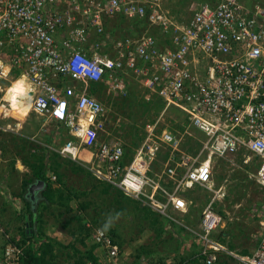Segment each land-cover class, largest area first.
Instances as JSON below:
<instances>
[{
    "label": "built area",
    "instance_id": "2783aa9c",
    "mask_svg": "<svg viewBox=\"0 0 264 264\" xmlns=\"http://www.w3.org/2000/svg\"><path fill=\"white\" fill-rule=\"evenodd\" d=\"M119 17L138 21L135 36L114 35L119 29L110 27ZM12 70L23 84L18 99L68 128L70 137L57 148L62 157L148 205L169 224L187 227L200 241L197 255L204 264H212L221 250L237 264H264V220L247 252L229 250L214 237L226 223L225 206L218 210L216 204L227 195V180L212 179L215 158L233 168H253L250 178L264 186V3L197 1L178 22L159 0H0V81ZM131 79L146 102L157 100L161 108L143 122V136L126 158L117 134L123 118L113 120L90 90L104 82L111 98L122 99ZM10 85L0 83L5 119ZM173 109L202 133L195 152L180 149L178 134L162 126ZM48 177L55 179L53 173ZM198 186L207 193L206 202L188 226L177 213H187L192 203L185 189ZM92 238L100 242L99 261L115 264L117 244L99 227ZM22 256V247L8 243L1 264H20Z\"/></svg>",
    "mask_w": 264,
    "mask_h": 264
},
{
    "label": "trees",
    "instance_id": "16d2710c",
    "mask_svg": "<svg viewBox=\"0 0 264 264\" xmlns=\"http://www.w3.org/2000/svg\"><path fill=\"white\" fill-rule=\"evenodd\" d=\"M198 1L215 2L217 0ZM259 1L264 3V0ZM253 2L247 3L244 1L247 5ZM137 23V20L125 21L123 17H119L118 20H115L112 27H110V30L122 29V32H126L130 36H135L136 32L140 29ZM142 27L144 28L145 26L142 25ZM151 31L153 34H157L156 29L151 28ZM128 86L129 93L126 97L122 99L114 98L116 101L111 100L109 96L107 97L112 101L115 109L117 104H119L118 109L119 111L121 110V114L123 115L125 105L129 109L128 112L135 111L140 116L141 112L146 113V111L154 113L153 116L158 113L161 108L159 101L146 102L141 97L143 93L142 87H139L134 79L128 80ZM100 87L102 88V83L93 84L91 86V92L98 95L101 100L103 91L100 90ZM19 102L23 101L19 100ZM116 113L113 115V120L117 116ZM145 120L144 118L143 122ZM182 120V122L178 121L177 123L171 120L170 123L173 126L177 125L178 128H183V125L185 126V123H183L185 118L183 117ZM167 122L169 121L167 120ZM141 125H137L136 121L129 124L126 122L125 125L123 121V125L119 127L120 133L117 132V134L123 139L126 158L129 156L128 152L131 150V147L136 146L143 136L141 134ZM126 129L130 135L129 139L126 138ZM169 130L172 132L175 131L171 126H169ZM16 140H21V143L20 141L14 143V152L21 154L20 152L23 153V151H26L27 158L23 156L22 161L26 164L29 171L25 172L22 176L18 193L14 190H11V192L17 197H20L23 202L21 214L24 216V220L21 225L15 224L12 226L10 221L3 222L7 219H0V224L3 225V228L0 227V264L3 251L8 243L22 247L24 256L20 257V264H62L58 258H67L68 264H87L88 262L101 264L98 255L94 252L100 242H96L92 238L96 228H101L110 237L111 242L117 244L118 252L120 253L121 246L124 245L127 237L130 240L136 239L142 229L146 227L148 222L146 223V221L139 218L133 219L132 222L128 221L126 225L121 226V229L110 224L111 216L108 207H116L117 211L119 209H127V212H132L135 206H138L139 200L125 195L120 189L112 187L108 183L95 179L84 167L67 158L60 157L54 151L43 149L37 144L35 145L37 146L36 148L31 144L25 149L28 143L27 140L24 137H18ZM196 143L197 145H193L190 151L188 150L187 152H195L199 146V142L195 141ZM4 144V140L1 139L0 148L3 150H5ZM19 146L22 150H20ZM62 168H69L72 172L77 173L78 176L73 178H78L76 184L75 181L71 182L69 180L70 178H68ZM49 173L55 175L54 180L48 178ZM38 179L44 182V187L39 191V197L35 203V200L27 195V186L31 181ZM197 188H194V191H197ZM93 192H95L93 194L96 195L95 197L91 196ZM128 207L132 210L128 209ZM104 208H106V211ZM44 209L52 216L53 222L49 225L59 226L65 234H70L71 239L67 243L46 234L44 230L48 226L45 227L43 225L45 223V219L43 218ZM150 211L153 214V224L158 226L156 230L162 232L164 230L162 219L165 218L154 210ZM113 214L115 215L114 217L117 216L116 211ZM186 220L187 222H192L188 218ZM195 221L196 218L193 222ZM223 233L226 234L227 232L224 230ZM39 239L40 243H38ZM228 244L230 247H233L231 242H228ZM155 261L164 262L162 258L155 259Z\"/></svg>",
    "mask_w": 264,
    "mask_h": 264
},
{
    "label": "crops",
    "instance_id": "0c3cea01",
    "mask_svg": "<svg viewBox=\"0 0 264 264\" xmlns=\"http://www.w3.org/2000/svg\"><path fill=\"white\" fill-rule=\"evenodd\" d=\"M17 74H18L17 70H12L9 73L8 78L1 80L0 83L2 85H7L10 81L13 80L14 81L12 83H15L17 81L16 80ZM65 83L70 85L76 84L75 81H71V80H66ZM22 104L23 102H20V105ZM6 111L7 113H10L12 115L17 114L16 109L14 110L12 106L8 108ZM30 114L35 115V121L32 119V117H30ZM0 116L3 115L0 114ZM2 119L3 118L0 117V121H4V119L3 120ZM145 119H146L145 121L148 120L147 115L145 116ZM19 124L20 127H22V130L24 129L26 131V133L24 132L21 135L25 139L27 137L28 138L33 137V139H36L35 141L34 140L33 141L34 142L39 141L36 143H38V145L41 146L43 149L52 148L56 150L57 146L61 145L62 142L66 141V139L69 137L68 128L65 126L63 122L43 118L42 116L32 112L29 107V104H28V110L25 115L21 116ZM4 128L5 127L2 128L0 127V140L4 139V137L5 138L7 137V135L6 134L4 135V133L9 132L7 130H4ZM141 134H143V131ZM33 141L27 140L28 146L34 144ZM12 143L14 144L15 142L12 140ZM191 145H195V142H192ZM28 146L26 148H28ZM13 150L14 149L11 148L8 152L5 153V154L8 153V157H3V155H5L4 153L2 154V156H0V219H7L4 220L3 222L11 220L12 226L15 224L21 225L23 223L24 216L21 214V206L23 202L20 199V197L14 195L11 192V190H14L16 193H18L20 189V181L22 179V176L25 174V172L28 171V167L22 161L23 156L27 158L26 157L27 153L20 152L21 154H16ZM4 151H6V149L5 150L2 149V152ZM212 165H213L212 168L213 182L215 184H219L222 182L224 183V179L227 180L226 181L227 195L223 198L221 202H217L216 204L217 209L221 210V203L225 206L226 201L227 202L232 201L231 197L234 196L236 188L231 186L237 184V183L231 184L234 178H241L242 182H245V180L252 182L253 180L250 178V175L248 174L247 171H244L243 169L240 168L237 169L242 173V175L234 176L233 178H230L233 180H229V178H227V176L222 173L219 174L218 171L220 169H224L225 171L229 172L231 171L232 168L229 167L226 163L222 162L220 159L219 160L215 158L212 159ZM198 188L197 191H194V188L185 189L183 195L185 196V199L187 201L191 200L192 203L188 205L187 213H177V216H180L184 221L186 220V218L192 220V222H187V220L185 221L188 226H192L195 224V222H193L196 217L194 203L198 202L199 203L198 205L202 206L206 202L207 193L205 192L204 189H200V188L198 189ZM230 189H232V191H230ZM35 194H36L35 196H38L37 192ZM197 196L199 197L198 199ZM38 197L36 198L38 199ZM139 201H138V206H135V208L133 209L132 211L133 215L131 217H129L128 212H127L128 217L124 218L121 215L126 213L117 214V216L114 217L115 215L113 214V212L115 211L116 213H118L119 211L123 212V210L121 209L117 211L116 207L114 211H113L114 208L112 209V211H110V216H111L110 224L118 227L119 229H121V226L126 225L128 221L132 222V220L135 218L142 219L143 221H146V223L148 222L147 224L145 223L146 227L144 226H143L144 228L142 227L144 231L142 229L140 235L136 239L130 240L129 237H127L126 242L124 243L123 246H121L120 253L116 256L115 264H146L147 261L151 259L155 260L159 258H162L164 262H166V264H204L197 257V252L200 247V242L198 241V239H195L194 234H192L187 227L175 224L172 221L171 224H169L166 219H162L164 230L162 232H158V230H156V227L158 226L156 224H153L152 221L153 214H151L150 211L152 209L148 207V205ZM234 204H239V201L238 203H234ZM253 206L254 207L251 208V212L255 213V211L257 210L256 204ZM249 208L250 207L247 208V211H249ZM259 208L263 210L262 213L264 215V208L263 207H259ZM104 210L106 211V208H104ZM105 211L103 212L105 213ZM10 212H12V214H10ZM112 217L114 218V220ZM261 218H264V216ZM46 233L48 236L51 237H53V235L58 234L56 238L60 240L59 237L60 233L57 232H55V234H51L48 232ZM255 235L256 234H254V238ZM226 237L229 239L228 236ZM250 243L253 242L250 240ZM244 247H245L244 245H241L239 248L242 250L240 249L239 250L241 252H247L250 250L249 246L247 249ZM94 252L102 260L101 249L99 247H96ZM138 254L140 255L138 256ZM225 263L229 264L227 261L224 260V258L221 257V259L220 258L217 259L213 264H225ZM234 263L236 264V262Z\"/></svg>",
    "mask_w": 264,
    "mask_h": 264
},
{
    "label": "rangeland",
    "instance_id": "374dc122",
    "mask_svg": "<svg viewBox=\"0 0 264 264\" xmlns=\"http://www.w3.org/2000/svg\"><path fill=\"white\" fill-rule=\"evenodd\" d=\"M198 0H159V5L160 8L167 11L170 15L173 16V18L175 20H177L178 22H183L186 18H188L191 14V8L192 6L195 4V2H197ZM243 2H258L259 0H242ZM122 33H126V32H122L120 30H117L114 35H120ZM101 83V82H100ZM100 90H102V96H101V101L108 107L110 114H115V112H117L116 114L119 115L120 117L123 118V121L126 122L127 124L136 121L137 125H141L143 124V118H145V116L147 115L148 117L153 116L154 113L151 112H147L146 111V115L144 112H141V116L139 114H137L135 111H129V109L126 107V105L124 106V115L121 114V110L119 111V104H117L116 109L115 107H113L112 105V101H116L114 100V98H111V96L109 94L106 93V87L104 85V82H102V88L100 87ZM129 93V90H128ZM127 93V94H128ZM110 97L111 100H109ZM127 96V95H126ZM125 96V97H126ZM97 98H99L98 95H96ZM19 100V99H18ZM131 108V107H130ZM135 108V106H134ZM128 109V110H127ZM28 110V103H24L22 104V107H17L16 111L17 114L16 115H12L10 113L11 116L13 117H17V118H21V116L25 115L26 112ZM117 110V111H116ZM1 118L5 119L4 116H0ZM30 117H32V119L35 121V115L34 114H30ZM183 116L181 114H178L177 112L174 111H170L168 112L165 116H164V121H163V127L169 130V126L172 127V129L174 128L176 134H178V136L180 137V148L181 149H185V150H189L192 148L193 145H191L192 140H194V142H199V140H202V133L200 131H197L196 129L192 128V127H188L185 123V121L183 123H185V126L183 125V128H178L177 125H172L170 123V121L172 120L174 123H177L178 121L182 122ZM2 119V120H3ZM167 120L169 122H167ZM123 121L122 124L123 125ZM3 122V121H2ZM11 122V120H9V123ZM12 126H14V123H10ZM18 126V124H16ZM179 125V124H178ZM142 126V125H141ZM9 132L4 133V135L6 134L7 137H4V145L6 146V151H4L3 153L5 154L6 152H8L11 148L14 149V144L12 143V140L14 142H18L21 140H16L18 137H22L23 136L21 134H23L24 132L26 133V131L23 129L22 127H14L11 130H7ZM126 138L129 139L130 135L128 134V131L126 129ZM9 139V140H7ZM197 145V143L195 144ZM12 146V147H11ZM28 146V143L27 145ZM20 150H22V148L19 146ZM27 149V148H25ZM24 149V150H25ZM15 151V149L13 150ZM26 152V151H23ZM3 157H8V153L3 155ZM219 160V159H218ZM221 160V159H220ZM222 162L226 163L227 165H229V163H227L224 160H221ZM231 167V166H229ZM233 168V167H232ZM231 168V171H225L224 169H220L218 171V173H222L224 175L227 176V178H229V180H233L230 178H233L234 176H239L242 175V173L237 169V168ZM244 171H251L253 168L250 167H244L242 168ZM62 170L67 174L68 178H70L69 180L71 182L75 181V184L77 183L76 180L78 179L76 177V179H73L75 176H78L77 173H74L71 171V169L69 168H62ZM29 171V170H28ZM241 178H234L233 182L231 184L237 183L234 186L236 188L234 196L231 197L232 201H226L225 203V208L228 212L227 214V218L229 221V224L227 225V228L225 229V232H227V236L229 237V242L232 243L233 247L236 248L237 250H239L241 245H244V248H249L251 247V243L250 240L252 242L255 241L254 238V234H256L259 230V220L264 218L263 217V210H261L258 207H263L264 208V186L260 185L258 183H256L254 180L252 182H249L248 180H245V182L241 181ZM240 187V188H239ZM239 188V189H238ZM229 191V190H228ZM230 191H232V189H230ZM95 192L92 193V197H95L96 195H93ZM102 198V197H101ZM199 197L197 196V199ZM245 199V200H244ZM239 204H234V203H238ZM234 202V203H233ZM36 203V202H35ZM198 202H195V213H198V211L200 210L199 208L202 207L200 205H198ZM256 204V207L258 208L255 213L251 212V208L254 207L253 205ZM249 208V211H247V208ZM114 207H108L109 213L110 211H112ZM128 209H130V207H128ZM115 210V208L113 209V211ZM132 210V209H130ZM121 213H126V214H121ZM10 214H12V212H10ZM117 214H121L122 217H131L133 215V212H128L127 215V209L123 210V212L119 211ZM12 216V215H11ZM257 216V217H256ZM52 216L49 214L48 211H46L44 209L43 212V218L45 219V223L43 224L45 227H47L46 230H44L45 232L51 233V234H55V232H59L60 233V241L62 240L63 242L67 243L70 239L71 236L70 234H63V230L61 228H59V226H54V225H49L53 222ZM10 224H12L11 220ZM145 224V223H143ZM0 227L3 228V225L0 224ZM226 227V226H225ZM5 228V227H4ZM144 231V230H143ZM1 232V231H0ZM47 234V233H46ZM57 235H53V237L55 238ZM167 238V237H166ZM168 240V239H167ZM0 241H1V237H0ZM242 250V249H240ZM220 257L224 258L225 261H227L229 264H235L233 260H231L228 257H225L224 254H220ZM59 262H61L62 264H68V260L67 258H58ZM59 264V263H58ZM237 264V263H236Z\"/></svg>",
    "mask_w": 264,
    "mask_h": 264
},
{
    "label": "clouds",
    "instance_id": "9594fccd",
    "mask_svg": "<svg viewBox=\"0 0 264 264\" xmlns=\"http://www.w3.org/2000/svg\"><path fill=\"white\" fill-rule=\"evenodd\" d=\"M14 81V80H13ZM12 81V82H13ZM9 84V83H8ZM10 87H11V92L9 93V95H8V101H9V103L11 104V106H12V108L15 110L18 106H20V107H22V105H20V102H19V100H18V97H20L21 96V94L23 93V88L21 87V82H20V80H19V78L17 79V82H15V83H13L12 85H10ZM90 92H91V90H90ZM92 93V92H91ZM93 94V93H92ZM95 95V94H94ZM96 96V95H95ZM143 93H142V95H141V97L143 98ZM144 99V98H143ZM25 102H27V101H25ZM25 102H23V104L25 103ZM172 111H174V112H177V111H175L174 109L172 110ZM33 112V111H32ZM35 113V112H34ZM9 118H7V119H4V121L2 122L1 121V123H0V126H2V127H5L4 125L6 124V123H9V120H11V122L10 123H14V127L16 128H18V127H20V124H19V121H20V119L19 118H17V117H13V116H11L10 114H9ZM41 116V115H40ZM43 117V116H42ZM44 118V117H43ZM52 120H54V119H52ZM58 121V120H57ZM59 122H61V121H59ZM18 124V126H16L15 124ZM1 127V128H2ZM13 127V128H14ZM4 130H8V129H5L4 128ZM171 131V130H170ZM69 136V135H68ZM70 137V136H69ZM68 137V138H69ZM27 140H31V141H35L36 139H33V137H27L26 138ZM33 141V142H34ZM36 142H39V141H36ZM36 142H34V144H33V146H34V148H36L37 146H35L36 144L38 145V143H36ZM65 142V141H64ZM64 142H62V144L64 143ZM199 142H200V140H199ZM61 144V145H62ZM61 145H59V146H57V148L58 147H60ZM179 147H180V145H179ZM57 148H56V150H54V149H52V148H46V149H48V150H51L52 152L54 151V152H56L60 157H62L58 152H57ZM181 149V148H180ZM0 150H1V154H0V156H2V154H3V152H2V149L0 148ZM183 150V149H182ZM33 151V150H32ZM185 151V150H184ZM185 152H187V151H185ZM62 158H65V157H62ZM68 159V158H67ZM70 160V159H69ZM72 161V160H71ZM74 162V161H73ZM252 171V170H251ZM50 174V173H49ZM49 178V177H48ZM31 182H33V181H31ZM30 182V183H31ZM29 185V184H28ZM40 191V190H39ZM39 191H37V195H39ZM36 193V192H35ZM34 193V200H35V202H36V200H37V198L36 197H38V196H35L36 194ZM28 194V193H27ZM28 196H29V194H28ZM30 197V196H29ZM259 208V207H258ZM257 208V209H258ZM226 218V223H225V226L224 227H222V228H219V229H217L215 232H214V237H216L218 240H220L221 242H223V243H225V245L228 247V249L229 250H232V251H239V252H241L240 250H237L236 248H234V247H230L229 246V244H228V242H229V240H228V238L226 237L227 236V234H224L223 233V231L225 230L224 228H227V225L229 224V221H228V218H227V216L225 217ZM260 220H263V219H260ZM259 220V221H260ZM259 231V230H258ZM57 232V231H56ZM57 233H59V232H57ZM56 238V237H55ZM57 239V238H56ZM40 240V239H39ZM200 242V241H199ZM201 245V244H200ZM200 248V247H199ZM198 251H199V249H198ZM198 253V252H197ZM220 254H224L225 255V257H228V258H230L231 260H233L234 262H236L235 260H234V258L232 257V255H230L229 253H227V252H225L224 250H221V251H217V257H216V260L217 259H221V257H220ZM197 257H198V255H197ZM215 260V261H216ZM152 260H149V261H147V263L146 264H148L149 262H151ZM155 261V260H154ZM214 261V262H215ZM213 262V263H214ZM162 263H165L166 264V262H162ZM212 263V264H213Z\"/></svg>",
    "mask_w": 264,
    "mask_h": 264
},
{
    "label": "water",
    "instance_id": "95a60500",
    "mask_svg": "<svg viewBox=\"0 0 264 264\" xmlns=\"http://www.w3.org/2000/svg\"><path fill=\"white\" fill-rule=\"evenodd\" d=\"M44 187V182L40 179L35 180L27 186V192L31 199L34 198V193L41 190Z\"/></svg>",
    "mask_w": 264,
    "mask_h": 264
},
{
    "label": "bare ground",
    "instance_id": "6f19581e",
    "mask_svg": "<svg viewBox=\"0 0 264 264\" xmlns=\"http://www.w3.org/2000/svg\"><path fill=\"white\" fill-rule=\"evenodd\" d=\"M17 82V81H16ZM20 82H21V87L23 88V84H22V81L20 80ZM13 84V83H12ZM11 92V87H9V89H8V91H7V94H6V98L8 99V95H9V93ZM7 110V109H6ZM6 110H4V111H6ZM0 114H1V112H0Z\"/></svg>",
    "mask_w": 264,
    "mask_h": 264
}]
</instances>
